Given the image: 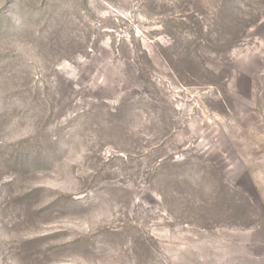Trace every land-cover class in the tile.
Returning a JSON list of instances; mask_svg holds the SVG:
<instances>
[{"label": "rangeland", "instance_id": "obj_1", "mask_svg": "<svg viewBox=\"0 0 264 264\" xmlns=\"http://www.w3.org/2000/svg\"><path fill=\"white\" fill-rule=\"evenodd\" d=\"M0 264H264V0H0Z\"/></svg>", "mask_w": 264, "mask_h": 264}]
</instances>
